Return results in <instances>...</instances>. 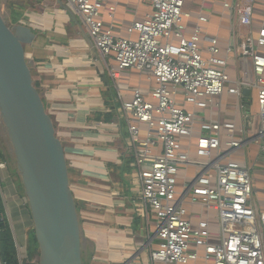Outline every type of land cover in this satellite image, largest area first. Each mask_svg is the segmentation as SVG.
<instances>
[{
	"label": "built area",
	"instance_id": "obj_1",
	"mask_svg": "<svg viewBox=\"0 0 264 264\" xmlns=\"http://www.w3.org/2000/svg\"><path fill=\"white\" fill-rule=\"evenodd\" d=\"M141 1L152 11L128 29L135 38L123 39L105 28L103 0L62 3L63 10L79 17L112 79L127 133L132 214L147 236L143 248L151 262L161 264H264V212L253 199L252 168L230 159L254 144L264 162V23L253 28L258 0L222 3L232 29L224 56L217 38L204 35L199 25L185 35V0ZM198 22L207 18L200 16ZM234 26L245 34L236 39ZM110 60L115 68H109ZM230 62L237 79L227 72ZM129 69L153 81L151 100L139 88L127 89L131 98L124 99L116 80ZM224 93L237 99L241 111L247 99L255 103L258 125L244 116L247 128L254 129L248 139L246 130L236 134L234 124L218 119ZM0 194L3 199L1 181ZM13 240L18 264H25L26 242Z\"/></svg>",
	"mask_w": 264,
	"mask_h": 264
},
{
	"label": "crops",
	"instance_id": "obj_2",
	"mask_svg": "<svg viewBox=\"0 0 264 264\" xmlns=\"http://www.w3.org/2000/svg\"><path fill=\"white\" fill-rule=\"evenodd\" d=\"M228 1L185 0L183 8L189 15L184 20L185 35L190 36L199 25L204 35L217 38L220 56H224L232 30L222 8V3ZM25 6L30 9L26 10L24 19L13 23V12H10L9 24L29 28L34 36L30 43L23 45L25 57L33 83L52 119L55 134L64 147L68 166L78 174L69 183L75 201L83 205L80 220L86 245L93 243L94 260L104 264H124L135 253L137 256L130 264H161L150 261L149 250L143 248L147 236L133 218L130 176L124 159L126 128L118 117L112 79L97 58L85 27L79 17L63 10L62 0H31ZM254 8L253 28L256 29L264 23V1L258 0ZM151 11V7L141 0H103L101 20L105 28H112L116 38H135L137 34L130 35L128 29L134 23L145 21ZM110 13L112 17H109ZM200 16L206 17L207 22L199 23ZM233 33L237 39L245 34V30L234 26ZM199 46L203 56L207 57V44L202 41ZM108 65L115 68L111 60ZM227 72L231 79H237L234 63H229ZM116 82L124 89L125 100L131 98L126 91L131 88H139L151 100L149 93L154 83L148 75L124 70ZM220 104L216 114L221 123L234 124L236 134L246 130L247 139L253 136L254 129L247 128L244 116H249L255 126L258 125L254 102L247 99L245 109L241 111L237 99L224 93ZM250 147L254 148L253 157L246 155ZM258 152V147L251 144L235 152L230 159L253 168L259 166ZM254 182L252 177L255 192ZM262 195L256 203L264 212V191ZM20 213L18 215L25 216ZM24 224H28L27 219L18 222L19 226ZM156 245L154 242L151 248Z\"/></svg>",
	"mask_w": 264,
	"mask_h": 264
},
{
	"label": "water",
	"instance_id": "obj_3",
	"mask_svg": "<svg viewBox=\"0 0 264 264\" xmlns=\"http://www.w3.org/2000/svg\"><path fill=\"white\" fill-rule=\"evenodd\" d=\"M21 1L19 8L23 9L31 0ZM13 7H18V1ZM33 37L30 29L20 24L8 26L0 14V109L22 172L38 264H82L85 246L65 150L34 87L25 57L23 45ZM243 94L248 96L249 91Z\"/></svg>",
	"mask_w": 264,
	"mask_h": 264
},
{
	"label": "rangeland",
	"instance_id": "obj_4",
	"mask_svg": "<svg viewBox=\"0 0 264 264\" xmlns=\"http://www.w3.org/2000/svg\"><path fill=\"white\" fill-rule=\"evenodd\" d=\"M17 0H0V14L4 22L8 26H13L9 24V15L10 12L18 13L21 15V19H24V15L26 14V10L30 9V6H25L23 9L19 8L22 1L18 2V7H13ZM35 1V0H34ZM31 5V4H30ZM13 17V15H12ZM25 50V49H24ZM25 52V51H24ZM26 54V53H25ZM253 147V146H251ZM247 150L246 155L253 157L251 148ZM244 155V156H246ZM259 166H255L252 168L251 175L255 178L254 187L257 191L254 192L253 199L255 201H259V199L263 198V191H264V162L261 158L257 161ZM68 164V162H67ZM127 162V170L129 172V176L131 174V169L128 166ZM74 169L68 166V177L69 180L73 182V179L78 175ZM0 174H1V190L3 191V202L5 209L7 211V220L12 232V235L15 236L19 243L26 242L29 236L30 231L33 229L32 222H30L29 217L30 215L22 216L18 215V213L22 212L23 215H26V210L29 211V201L25 193L23 180H22V172L19 167V163L17 161V156L15 153V148L12 142V138L9 133V129L5 123V119L0 109ZM21 210V211H20ZM21 214V213H20ZM27 219V227L26 225L19 226V221H24ZM29 221V222H28ZM79 224L82 230V223L80 220V213H79ZM25 226V228H23ZM26 236V239L24 237ZM22 236L21 238H18ZM82 243L84 244L85 248L82 250L81 258L82 264H104L99 260H94L95 256V248L93 243L86 245V240L82 235ZM30 246V244H29ZM38 264V257L34 256L31 258H27L25 264Z\"/></svg>",
	"mask_w": 264,
	"mask_h": 264
},
{
	"label": "trees",
	"instance_id": "obj_5",
	"mask_svg": "<svg viewBox=\"0 0 264 264\" xmlns=\"http://www.w3.org/2000/svg\"><path fill=\"white\" fill-rule=\"evenodd\" d=\"M36 1L39 2L40 0H36ZM20 18H21L20 14L14 13L12 17L14 21L13 23H16ZM34 87L37 89L36 84H34ZM37 91L40 95L39 90ZM44 106H45V103H44ZM69 182H71V180H69ZM75 205H76V211L79 216L81 209H83V205L82 203L78 201H75ZM25 216L27 217V214ZM0 253H1V260L4 264H18L17 257H16V250L14 246V240H13L12 232H11L8 220H7L5 206H4V202L1 197V194H0ZM26 253H27V258H31L34 256L38 257V254H39L38 245L35 239V234H34L33 229L30 231L28 239L26 241Z\"/></svg>",
	"mask_w": 264,
	"mask_h": 264
},
{
	"label": "flooded vegetation",
	"instance_id": "obj_6",
	"mask_svg": "<svg viewBox=\"0 0 264 264\" xmlns=\"http://www.w3.org/2000/svg\"><path fill=\"white\" fill-rule=\"evenodd\" d=\"M18 2L21 1V0H17Z\"/></svg>",
	"mask_w": 264,
	"mask_h": 264
}]
</instances>
